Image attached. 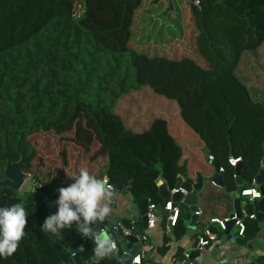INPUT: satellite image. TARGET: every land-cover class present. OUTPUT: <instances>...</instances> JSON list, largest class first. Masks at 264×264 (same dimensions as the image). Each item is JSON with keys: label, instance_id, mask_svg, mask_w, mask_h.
I'll return each mask as SVG.
<instances>
[{"label": "trees", "instance_id": "trees-1", "mask_svg": "<svg viewBox=\"0 0 264 264\" xmlns=\"http://www.w3.org/2000/svg\"><path fill=\"white\" fill-rule=\"evenodd\" d=\"M81 2L78 14L74 0H0V180L23 152L24 172L40 185L0 188V206L22 203L29 213L25 238L0 264H72L70 249L92 262L94 245L75 225L60 237L40 231L56 211L57 189L82 169L157 206L160 178L173 190L185 176L189 192L202 178L203 225L235 213L223 212L232 195L209 182L215 162L231 188L230 158L242 159L248 187L261 170L264 88L251 59L264 56V0H172V11L168 0ZM79 114L90 121L75 124ZM74 128L83 139L60 136ZM45 155L49 163L38 162ZM260 177L264 186V170ZM178 205L180 239L192 213ZM242 207L237 241L247 244L262 226L252 218L259 206L243 199ZM95 226L109 231L106 220Z\"/></svg>", "mask_w": 264, "mask_h": 264}, {"label": "crops", "instance_id": "crops-1", "mask_svg": "<svg viewBox=\"0 0 264 264\" xmlns=\"http://www.w3.org/2000/svg\"><path fill=\"white\" fill-rule=\"evenodd\" d=\"M185 182L186 177L183 179V187ZM160 185L161 183L159 182L158 186ZM169 190L171 191L170 188ZM113 193L114 196L110 203L112 211L110 215L105 218L107 228L109 230L113 226L117 228L121 234L126 236L125 231L127 228L123 226V223L124 220H130L135 229V232L132 235H135L136 237L138 235L146 236V240L140 245L138 254L141 257L142 264H186L190 261H196L200 264H264V225H262V222H260L262 228L257 238L249 241L247 244H243L240 241H236L232 244L228 243L227 238L224 237L227 234H223L218 226L213 225L211 226V229L218 235V243L200 250L197 246L195 247L194 244L197 241L200 226L208 225V223H204V225L201 223V217L196 226V233L193 237L188 235L189 219L187 221V234L178 239L173 232L174 228L169 225L167 213L160 208L158 212L159 218L155 227L137 233L136 224L141 223V216L137 205L126 191H113ZM253 204L258 208V202ZM198 209L201 210L200 206H198ZM223 212L234 213V202L225 203ZM114 218H119L120 222H114ZM236 232L237 227L234 226L231 233L235 234ZM109 235L115 245L118 246L115 234L109 231ZM128 246L129 248L134 247V245L129 242ZM163 250H166L165 253H163ZM187 254L190 256L188 259L186 258ZM122 257L123 254L120 253L119 260ZM72 264L75 263L72 262ZM119 264L122 263L119 262Z\"/></svg>", "mask_w": 264, "mask_h": 264}, {"label": "clouds", "instance_id": "clouds-1", "mask_svg": "<svg viewBox=\"0 0 264 264\" xmlns=\"http://www.w3.org/2000/svg\"><path fill=\"white\" fill-rule=\"evenodd\" d=\"M70 177L73 179L71 184L57 189L56 211L44 219L40 231L60 237L64 229L71 230L75 225L77 234L94 245L95 257L103 258L112 252L115 243L108 235L94 231L93 225L110 215L114 193L106 178H98L87 169ZM37 186L40 185L37 183ZM28 216L22 203L0 206V259L12 257L17 252L26 236Z\"/></svg>", "mask_w": 264, "mask_h": 264}, {"label": "water", "instance_id": "water-1", "mask_svg": "<svg viewBox=\"0 0 264 264\" xmlns=\"http://www.w3.org/2000/svg\"><path fill=\"white\" fill-rule=\"evenodd\" d=\"M190 1H196L198 5H201L205 0H190ZM168 2H169L168 11H172L173 10L172 0H168ZM205 153L207 157H210L211 153L209 149H206ZM25 162H26V154L21 152V159L18 162L9 163L6 165L4 171L5 178L3 180H0V188L9 187L14 191H20L23 188L26 179V175L24 172ZM213 165L216 169V173L209 180V182L220 189H224L228 194L232 195L234 200L235 214L239 219H242L243 218L242 199L240 198V194L244 189L248 187V184L245 183L242 178V168L244 166V163L240 162L235 167V183L237 188L226 187L223 180V173L220 172V166L216 162ZM263 170H264V156L262 159V166L260 173L254 180L255 185L260 188V190L264 195V186L262 185V181L260 177ZM184 178L185 177H181V176L179 177L175 189L178 190L181 188V186L183 185ZM159 182L161 183V185L159 186V195L163 199V203L160 205V208L163 209L170 200L175 204H183L187 206L192 213V216L190 218V223L188 226L189 228L188 235L193 237L196 233V226L199 223V218L196 215H194V213L198 210V201H199L198 193L203 189L205 180L200 178L196 183H191L192 191H190L187 195H184L181 192L171 195V192L167 187L166 183L164 182V180L160 178ZM113 190L122 191V187L113 186ZM134 202L137 205L141 216V223L136 224V232L141 233L142 230L148 229L147 212H148V207L151 205V203L147 199H135ZM258 206H259V210L256 214V220L260 223L264 221V198L258 202ZM113 220L116 223L120 222L119 218H114ZM233 228H234V222L229 224L226 234L227 235L231 234ZM94 231L100 234H106L109 237H110L109 231H111L116 236L118 246L116 250H112L110 254L104 256L103 258L97 259L95 257L92 260L91 264H98L100 261L104 259L109 260L111 264H119V262H121L122 264H132L133 259L138 256L139 241L135 235L125 236L121 234L113 226L109 229V231L103 230L101 226H95ZM128 242L133 244L134 247L129 248ZM194 245L195 247L197 246V241L195 242ZM69 252L72 254V256L75 254L73 256V263L87 264L80 258L77 250L70 249ZM120 253L123 254V257L119 260Z\"/></svg>", "mask_w": 264, "mask_h": 264}, {"label": "built area", "instance_id": "built-area-1", "mask_svg": "<svg viewBox=\"0 0 264 264\" xmlns=\"http://www.w3.org/2000/svg\"><path fill=\"white\" fill-rule=\"evenodd\" d=\"M209 159L211 161L213 160L212 157H210ZM240 162H242L241 158H230L229 159V164L234 168ZM220 172L224 173V169L220 168ZM26 181H27V179H25V183H26ZM107 182H108V180H107ZM34 185H35L34 187H36V183H34ZM109 186H110L111 190L114 191L113 186H111V185H109ZM39 188H40V186H37L36 190L35 191L33 190V192L38 191ZM170 192H171V195L178 193V192H181L184 195H187L189 193V191L186 190L183 186H181V188L178 190L173 189ZM240 198L242 200L243 199L247 200L248 202H251V203H256V202H259L260 200H262L264 198V195H263L262 191L260 190V188L257 187L255 185V183L253 182L252 186L247 187L246 189H244L241 192ZM159 210H160V207L155 205V204H151L148 207L147 218H148V228L149 229L155 227V225L158 221V218H159L158 217ZM161 210L167 213V219H168L169 225L171 227H175L177 222H178L179 216L181 214L180 206L178 204L173 203L170 200L166 204V206ZM194 215H196L200 219V217L202 215V211L200 209H198L194 213ZM252 218L256 219V215L252 216ZM232 222H234V226L237 227V232L235 234L231 233L229 235L224 236L225 238H227L228 243L232 244V243L236 242L238 240V238L244 237L245 229H246L245 224L242 221V219H239L237 217V215L234 213V214H232L226 218L211 219L210 222L208 223V225L200 226L199 233L197 236V247L200 250H203L204 248L216 245L218 243L219 238H218V235L211 229L212 228L211 226H213V225L218 226V228H220L224 234V233H226L229 224ZM262 225H264V221L262 222ZM115 229H117V228H115ZM125 232H126V235H132V234H134L135 229H134V227L129 228V229L127 228ZM137 237H138L139 249H140V245L142 244L143 241L146 240V236L138 235ZM116 248H117V246L115 245V248L113 250H116ZM189 257L190 256L187 254L186 258L188 259ZM132 264H142L141 257L139 255L137 257H135L132 261ZM186 264H200V263H197L196 261H190V262H187Z\"/></svg>", "mask_w": 264, "mask_h": 264}, {"label": "rangeland", "instance_id": "rangeland-1", "mask_svg": "<svg viewBox=\"0 0 264 264\" xmlns=\"http://www.w3.org/2000/svg\"><path fill=\"white\" fill-rule=\"evenodd\" d=\"M74 2H75L74 3V7H75L76 13H78V14L82 13L83 10H84V6H83L81 0H74ZM194 3H195V5L198 4L196 1ZM260 58H261L260 60L258 59V57L257 58L254 57V58L251 59V62H252L251 64H253V67H255V69L257 70V72L255 73V75L256 74L257 75L259 74L258 76L261 78V79H258V78L255 77L253 80H255L261 87L264 88V56H261ZM261 62H263V63L261 65H259ZM253 69L250 70V71H252V73H253ZM243 74H245L244 71H243ZM251 76H253V75L251 74ZM247 77L248 76L246 75V78ZM258 100L261 101V102H264V99H262V98L261 99H258ZM78 116L79 117L77 118V121L75 122V124L78 123V122H81L82 123L85 120H89V119H86V115L79 114ZM75 133H76V131H75V128H74L70 132L63 133L60 136L65 141L71 140L72 138H75V137H79V140H81V139L84 138V136H78ZM96 141L97 140H95L94 143H96ZM40 143H41V140L40 139H30V140H28V144H30V146H36V148H40L41 147V144ZM48 157H50V156H48ZM48 157L45 155V159L44 160H41V161L38 160V162H41L42 164H47V163H49V161H48L49 159H47ZM62 164L66 168V162L64 160H63ZM70 165H72V164L70 163ZM25 174H26L27 181H26L25 185L23 186V188L19 191L20 193L30 192V191H33L35 189V187H34L35 186L34 185L35 182L33 181L31 175H29L27 173H25ZM51 190L52 189H50V192H53V190L52 191Z\"/></svg>", "mask_w": 264, "mask_h": 264}]
</instances>
